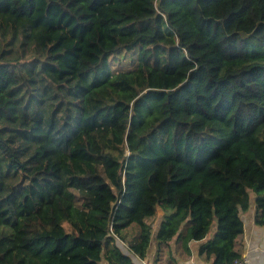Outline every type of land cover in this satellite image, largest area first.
Returning a JSON list of instances; mask_svg holds the SVG:
<instances>
[{
    "label": "trees",
    "instance_id": "16d2710c",
    "mask_svg": "<svg viewBox=\"0 0 264 264\" xmlns=\"http://www.w3.org/2000/svg\"><path fill=\"white\" fill-rule=\"evenodd\" d=\"M252 204L264 0H0V264H233Z\"/></svg>",
    "mask_w": 264,
    "mask_h": 264
},
{
    "label": "crops",
    "instance_id": "0c3cea01",
    "mask_svg": "<svg viewBox=\"0 0 264 264\" xmlns=\"http://www.w3.org/2000/svg\"><path fill=\"white\" fill-rule=\"evenodd\" d=\"M156 220L154 221V227L159 222L162 212L160 215L156 212ZM254 205L252 204L248 211L240 213V218L243 221V234L239 240V250L242 257H246L248 264H264V227H259L254 224L253 220ZM213 233V232H212ZM211 233V235H212ZM154 232L152 234V240L150 247L147 251L146 257L142 260L144 264H152L155 244H154ZM210 235V236H211ZM201 242L190 243V261L191 264H210L205 261L202 257L198 256V247ZM136 260V259H134ZM141 263V264H142ZM179 264H184L182 260H179Z\"/></svg>",
    "mask_w": 264,
    "mask_h": 264
},
{
    "label": "rangeland",
    "instance_id": "374dc122",
    "mask_svg": "<svg viewBox=\"0 0 264 264\" xmlns=\"http://www.w3.org/2000/svg\"><path fill=\"white\" fill-rule=\"evenodd\" d=\"M157 212H158V214L160 215L161 210L158 208ZM156 215H157V214H156ZM155 220H156V216H154L153 218L148 219V221L152 222L153 224H154V221H155ZM116 241L118 242L119 246H120L124 251L127 250V248H126V246H125L124 244H122V243H121L119 240H117V239H116ZM101 264H107V263H106V261H102Z\"/></svg>",
    "mask_w": 264,
    "mask_h": 264
},
{
    "label": "built area",
    "instance_id": "2783aa9c",
    "mask_svg": "<svg viewBox=\"0 0 264 264\" xmlns=\"http://www.w3.org/2000/svg\"><path fill=\"white\" fill-rule=\"evenodd\" d=\"M142 262V261H141ZM144 264V263H142ZM233 264H248L247 258L240 256V258L236 259Z\"/></svg>",
    "mask_w": 264,
    "mask_h": 264
}]
</instances>
